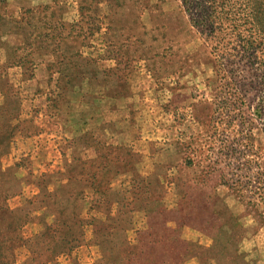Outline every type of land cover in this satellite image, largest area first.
I'll return each mask as SVG.
<instances>
[{
  "label": "rangeland",
  "instance_id": "1",
  "mask_svg": "<svg viewBox=\"0 0 264 264\" xmlns=\"http://www.w3.org/2000/svg\"><path fill=\"white\" fill-rule=\"evenodd\" d=\"M223 38L179 0H0V116L19 126L0 142V264H109L106 246L162 229L264 264V205L185 163L227 122L221 62L245 81L264 62Z\"/></svg>",
  "mask_w": 264,
  "mask_h": 264
},
{
  "label": "trees",
  "instance_id": "2",
  "mask_svg": "<svg viewBox=\"0 0 264 264\" xmlns=\"http://www.w3.org/2000/svg\"><path fill=\"white\" fill-rule=\"evenodd\" d=\"M179 1L181 8L190 16L193 27L206 30L210 35L215 33L232 37V43L225 46V38L220 40L219 45L222 44L225 50L236 52L241 49L243 54H250L252 57L258 51H264V48L260 51L264 45V0ZM81 11L82 9L80 13H83ZM226 31L227 34L224 35ZM230 57L228 63L221 62L220 65L223 79L230 80L233 87L227 90L234 93L233 103L228 102V106L223 109L225 113L220 115L227 122L214 127L213 137L216 138L209 137L208 150L200 156L199 161L194 159L196 156H192V152H188L185 154V163L188 166L197 164L202 167V183H206L215 172L221 171L226 174L221 176L224 187L231 189L241 199H254L264 205V62L261 61L259 68L250 72V80L245 81L243 71L236 66L235 59L238 55L231 54ZM232 65L234 66L231 67ZM252 65L250 71L255 66L253 62ZM7 110L5 113H8ZM0 119L3 120L0 142L6 145L5 142L9 141L10 145L19 127L18 124L13 125L18 117L9 110V117L0 116ZM2 151L5 148H1L0 153ZM221 156L231 157V161L223 162ZM222 163H225L227 172L220 168ZM5 171L0 168L2 193L5 186L14 181L5 178ZM247 192L249 195H246ZM6 199L7 196H4V200ZM149 238V242L134 248H126L125 245L106 246L105 250L114 254L109 264H175L183 259V248L187 243L177 230L162 229ZM4 249L5 245L0 243V257Z\"/></svg>",
  "mask_w": 264,
  "mask_h": 264
},
{
  "label": "crops",
  "instance_id": "3",
  "mask_svg": "<svg viewBox=\"0 0 264 264\" xmlns=\"http://www.w3.org/2000/svg\"><path fill=\"white\" fill-rule=\"evenodd\" d=\"M56 9L60 10L61 7ZM182 240L187 243L183 248V259L175 264H255L231 240L226 244L210 241L211 243L204 245L196 240H189L185 237L184 232L182 233Z\"/></svg>",
  "mask_w": 264,
  "mask_h": 264
}]
</instances>
